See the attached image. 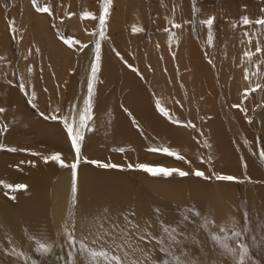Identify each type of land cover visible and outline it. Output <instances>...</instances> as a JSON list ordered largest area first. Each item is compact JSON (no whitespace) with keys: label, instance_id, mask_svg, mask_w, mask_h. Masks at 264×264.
Instances as JSON below:
<instances>
[{"label":"bare ground","instance_id":"obj_1","mask_svg":"<svg viewBox=\"0 0 264 264\" xmlns=\"http://www.w3.org/2000/svg\"><path fill=\"white\" fill-rule=\"evenodd\" d=\"M11 2V10L8 14L0 6V31L2 33L0 35V57L3 58L0 59V106L6 108V112L0 115V121L22 116L28 123L30 122L28 113L22 108V100L16 90L19 87H15L10 82L7 71H5L7 66L5 61L13 60L16 63L19 83L25 85V92L28 97H32L31 101H36L38 106L44 104L35 75V71L37 72L34 68L35 58L32 51H28L32 44L40 54L45 52L47 56L44 58L47 61L44 63L42 74L46 86L53 85L51 75L61 84L66 78H69L62 112L63 115H68L72 103H76L78 106L82 104V98L87 91L86 84L90 65L94 59L92 57L85 59L76 51L71 55L69 52L72 50L67 49V46L56 38L52 26H50L52 24L49 25L45 15H40L41 13L36 11L32 0H12ZM9 16L12 23L15 22L17 29V32L11 33V35L16 37L20 33L18 30L22 33V41L14 54L9 48L8 25L11 23L7 19ZM68 23L67 28L73 27V31L84 37L85 41L91 40L92 37L82 30L77 19ZM230 35L224 41L229 43L221 45L223 46L222 50L227 48L226 57L222 58L223 56L221 57L218 52L215 55L216 60L213 61L214 68H209L202 59L196 58L198 45L193 40L195 36L191 35L188 38L190 40L186 41L188 39H185V33L178 34L179 41L176 45L171 46V51L165 48L164 61L168 72L162 79L159 76L161 63L157 57L153 61H158L153 64L152 77L155 81H161L158 84L160 85L158 86V89L161 90L160 94L162 93L164 96L166 90L171 89L162 100L167 103L169 98L172 101L170 91L174 93L179 91L180 94L185 95L183 97L184 105L187 106V110L191 114V122L196 125L195 128L176 127L168 124L164 119H160L153 107L154 94L152 95L153 101L150 98L148 104L144 102L142 96H135L134 103L130 105V108L136 113V118L143 127L147 138L145 141L149 148L167 146L173 151H179L187 161L191 162L186 163L170 156L158 158L156 154L147 155L154 161V165L178 167L186 171L200 169L205 171L206 175H210L212 172L226 174L223 172V164L228 166V163H231L234 165L229 171L231 174L237 176L236 168H241L245 173L243 179L250 177L251 181L245 180L238 185L236 182H221L214 178L204 180L191 174L183 178L175 174L167 178L148 177V173H140L141 171L140 175L138 174V180L134 181L123 175L118 169H101L81 163L77 194L78 215L81 219H90L94 214L108 207L114 215L132 209L136 213L135 218L138 222L143 223L145 220H151L154 224L152 209L149 205V202L153 201L155 204L156 202L163 204L169 210L168 213H164L167 223L174 222L177 215L183 216L187 211L185 206H190L212 219L214 221L212 227L216 231V226H227L230 223V218H234L242 227L245 225L239 197L244 198L247 202L254 215L252 217L256 218V215L262 214L264 209V162H261L257 156L254 139L256 131L261 132L264 139V43L245 42L234 46L231 42L234 38L236 39V36L234 32H231ZM204 47H206V55L214 56L215 53L213 54L211 47L208 45ZM257 47H260L261 51L257 52ZM93 48L92 46L91 52ZM175 50L177 54L174 62L171 53L174 54ZM246 52H250L251 55L245 56ZM227 59L228 62H226ZM70 60L74 61V67L70 66V62H68ZM226 63L229 64L227 65L229 67H226ZM181 65L184 69L181 71L182 73L180 72L182 75H179L175 67ZM102 67L103 70L104 67L108 69L107 63L103 62ZM29 68L32 69L31 72L28 71ZM227 72L231 73L228 75ZM244 81L246 83H242ZM215 84H220L217 95L210 91V88L215 87ZM183 85L187 92L183 90ZM253 89L255 90L253 91ZM33 91L36 93L35 98L31 95ZM52 93L53 91L51 96ZM99 97H101V86L97 83L93 109L97 114L94 116L93 124L95 131L86 133L87 137L95 138L94 141H96V136L103 138L110 132H114L117 139L126 144L131 142L138 146V148L135 147L136 149L140 150V139L127 128L112 103L106 102L101 105L102 101ZM169 104L172 105V102ZM233 105H239V107L234 108ZM249 118L252 123L248 122ZM34 124L38 125L37 122ZM232 128H234L232 137L239 139L233 154L227 148L225 140L226 134L230 133ZM225 132L227 133L225 134ZM40 133L50 137L51 131L47 128L42 129ZM43 138L45 139V137ZM67 139L66 153L69 157L71 156L72 160L66 161V163H71L75 159V154L68 137ZM208 142L211 147L207 151L205 144ZM235 154L236 156H234ZM32 159L34 160V158ZM200 159L204 162H200ZM37 160L34 161L38 164L24 162L25 164L19 165L20 167L17 165L14 168L16 170L7 169L4 161H0V181L11 184L23 183L28 186L27 190L10 192L8 195L5 194L8 190L0 186V244L13 239L17 244L25 246L27 249L25 230L27 233L37 235L43 232L50 238L53 236V227H55L53 222L60 223L63 227L71 199V169L64 168L60 170V173H57L55 171L58 170L59 165L55 162L40 164ZM7 171L11 173H7ZM137 182L141 183V186ZM10 195H14L16 199H10ZM189 213L193 214L190 211ZM201 218V216H194L197 223ZM152 231L156 234L158 230L153 228ZM77 235H79V226ZM196 237L200 241L199 245H189V247L192 248L197 258L202 259L203 264H215L219 252L216 245L210 240L208 233L199 231L196 233ZM253 237L255 238V233H245V242L250 245L251 262L252 264H264V248L257 242L258 239L255 240ZM145 246L151 247L147 244ZM159 254V251L155 252L157 259L162 258ZM62 261L65 263L61 262L60 264H67L66 258H63Z\"/></svg>","mask_w":264,"mask_h":264},{"label":"rangeland","instance_id":"obj_2","mask_svg":"<svg viewBox=\"0 0 264 264\" xmlns=\"http://www.w3.org/2000/svg\"><path fill=\"white\" fill-rule=\"evenodd\" d=\"M11 1L12 0H1L0 6L2 9H5L7 14L11 10ZM40 3L43 6L51 8V16H49L46 12H40V15H45V18L49 25L52 24L50 26H52L53 28L54 35L58 40H60V42H62V44L67 46V49L72 50V52H69L71 55L74 51H76L85 59L88 57H92L94 59L95 49L93 48L92 52L89 51V49H91L92 46L94 47L97 40H100L102 44V64L103 62H106L108 66V69L107 67H104V70L102 67L100 73L98 74L100 81L98 83L101 86V97H99V99L102 101L101 105H104V103L106 102L112 103L117 113H119V115L124 120L127 128L132 132L134 136L140 139L141 149H136L138 148V146H135L131 142H128L127 144L123 143L120 139H117V136L114 135V132H110L106 137L103 138H100V136H96V141H94L95 138L91 139L86 135L82 148V155L86 156L89 159H98L105 162H109L110 160V162L112 163L123 164L125 165V170L118 171L126 177H130L134 181L138 180L140 171L128 170L126 167L128 163H147L154 165V161H152L151 158H149L147 155L156 154V157L158 158L166 156L164 154L148 150L149 146L145 141L147 140V138L145 137L143 127L141 126L139 120L136 118V113L132 108H130V105L134 103L135 96H142L144 98V102L148 104L150 98L152 99V95L154 94L155 100L153 103V107L160 119H164L168 124L174 125L176 127H190L188 125L189 122H191V114H189L187 106L184 105L183 97H185V95L183 96V94H180L179 91L175 93L173 91H170V97L172 101L168 98V101L166 103L162 99L164 96L166 97L167 92L171 89L166 90L163 96L162 93L160 94L161 90L158 89V86H160L158 84H160L161 81H155L152 77V70L154 68L153 64L158 63V61H160L161 63V68H159V76H161L162 79L163 76L167 75L168 71H166V65L164 61V55L166 53L165 48H168V50L171 51V46L176 45V43L179 41L178 34L185 33V39L190 38L191 35L192 37L195 36L193 37V40L198 45V54L196 55V58H199V60L202 59L204 61L203 63H205L209 68H214L213 61L216 60L215 55L218 52H220L218 54L221 57L223 56L222 58L226 57L225 51L227 50V48L226 50H222L223 46L221 45L229 43L228 41H226V43L224 41L231 36V32H234L236 36V39L234 38V40L231 42L234 44V46H238L235 45L238 43L242 44L241 41H243V43L247 42L250 44L264 43V26L255 24L244 26L240 23V18L244 15L249 16V18L252 20L260 18L262 15H264V13H262L261 11L262 9H264V0H196L195 7L197 11L195 12L193 11V0H113L110 16L107 18L106 22V34L104 38H101L99 36L98 19H82L80 15L82 11H91L98 17L100 14H102V0H40ZM212 16L215 17L214 35L213 43L209 44L207 27L206 25H202L201 21ZM7 19L12 23V19L10 18V16ZM73 19H77L78 23H80L82 27V30L87 32L86 34L92 37L91 40L85 41L84 37H81L73 31V27L67 28L69 24L68 22H72ZM176 23L181 24V27L178 29L174 28L173 24ZM233 23H235V27H232ZM133 28L139 29V31L134 32ZM166 29L167 31H165ZM18 31L20 33L15 37V39H12L11 36H13V34L11 35V33H9L10 31L8 32V34L10 35L8 36L10 42L9 48L11 50V53L13 54L16 52L17 46L22 41V33L20 30ZM245 32H247L248 35H245ZM0 35H2L1 31ZM65 39H70L72 41L71 46L64 42ZM189 40L190 39L186 41ZM91 43L94 45H92ZM83 44H88V48L84 49L83 51H79L81 45ZM206 45L211 47V51L213 52V54L215 53L214 56L208 54L206 55L207 51L205 50L206 47H204ZM28 51H32V54L35 58L34 68L35 70H37V72L35 71V75L38 80L37 85H39V89L41 91L40 93H42L40 95L41 99H43L44 101V104L42 106H38V103L36 101H33L32 103L36 105V107H33L32 104L29 103L32 97H28L25 89L24 91L20 90V81L16 72V63L13 60L10 62L5 61V63L7 64L5 71H7L10 82L15 87H19L16 90L21 97L23 104L22 108L28 113V117L30 118L31 122L28 123V121L22 116L10 117L7 118L6 121H0V124L9 123L8 131L0 134V143L6 145V147L25 149V151L17 152L0 150V161H4L3 163H5L7 169L13 170H16L14 168H16L17 165V167H20L19 165L25 164L24 162H27L28 164H38V162L36 163V161L34 160L40 158L42 160L40 159L41 161H37L42 164L44 163L43 157L51 155L54 152L62 153V158L65 160V162L72 160L70 158L71 156L69 157V155H67L66 153L68 139L65 134V129L62 125V122L45 119V117L41 116L40 114L41 112H43L45 113V115H49L56 107H59L61 109L62 114L64 110L63 101L65 100L64 97L66 96L65 92L66 87L68 86L67 84L69 82V78H66L61 84L59 83V81L55 80L54 76L51 75V81L53 82V85L46 86L42 77L44 71V63L45 61H47L44 60L45 57L47 58L45 52L40 54L36 47H34V44L31 45V49H28ZM117 52L120 53L119 56L116 55ZM89 53L91 54L90 56ZM176 54V50L174 51V54L171 53L172 60H174V62L176 59ZM121 57H123V59H121ZM155 57L159 59L157 62H153L155 60ZM69 58L71 59V57ZM228 59L226 60V62L230 60ZM68 62H70V66L74 67V61L70 60ZM190 62L187 63L190 64ZM128 65H131L132 68H135L138 71H133L132 68H130ZM227 65H229L228 63H226V67H229ZM175 68L177 73L179 75H182L181 71L184 69L182 65ZM178 68L180 69L177 70ZM73 70L71 71L72 73ZM230 73L231 72H227L226 74L229 75ZM217 78L219 77L217 76ZM242 83L246 82L244 81ZM219 85L220 84H215V87H213L214 89L210 88V91H213L215 93H213L214 95H217L219 93ZM45 89H47V91H45ZM183 90L187 92V89L184 87V85ZM52 91L53 93L51 96ZM157 100L161 102V106L165 107L166 110L170 112L173 119H179L181 123L173 124L169 119L164 117L156 109L155 104ZM170 102H172V105L169 104ZM125 109H127V111H125ZM96 115L97 114L94 113V116ZM36 122L38 123L37 126L34 124ZM47 128L51 131L50 137H48L46 134L48 138L40 133L42 129ZM222 129L226 130L225 128ZM232 129L228 134H226L227 132H225V140L227 142V148H229L232 151L231 153L233 154V152L235 151L236 142H239V139H235V137H232L234 128ZM43 137H45V139ZM254 142L258 156V153L264 150V139L261 135V132H255ZM207 144H209V142ZM116 147H125L130 150L124 153L115 152L112 149ZM209 148L210 147H206L207 151ZM32 153H38L40 156L32 155ZM38 156L39 158L35 159ZM234 156H236V154ZM32 158H34V160ZM22 161L23 163H21ZM199 161L204 162L202 159H200ZM223 166V172H225L226 174H231L229 171H231L234 165L228 163V166L226 164H223ZM239 167L241 166L239 165ZM63 169L64 168H61L59 166L58 170L56 169L57 171L55 172L60 173V170ZM142 172L143 171H141L140 173ZM235 172L237 177L241 179L244 178L245 173L241 168H236ZM7 173L11 172L7 171ZM147 176L149 177L150 175L147 174ZM236 183L240 185V183ZM140 184L141 183H139V185ZM235 189L238 190L239 188ZM152 202L153 201L149 202L150 208L152 209V214L153 209L159 208L161 210V213L163 214V218L166 219L167 217L166 215H164V213H168L169 210L161 203L156 202L155 204V202ZM239 203L241 204L240 206L243 210L242 216L244 217V223H247L250 229L249 232H251L252 234L255 233V238L253 237V239H258L257 242L264 248V209L262 214H259V216L256 215L257 217L254 218L252 217L254 216L252 210L247 205V202L244 200V198L242 199V197H239ZM245 214H247V220L245 219ZM188 216L190 217L189 227H191L193 223L197 222L195 221L193 214L189 213ZM179 217L181 216L177 215V217H175V221ZM53 223L55 224V227H53V236L50 238L56 241V247L54 248L53 252L47 256H39L38 254L34 256V258L37 259V264H60L61 262L65 263V261L62 260L63 258H66L67 248L63 246V236L58 235V233L62 230V225L60 223L56 224V222ZM246 234H248V232ZM7 247L8 241L4 242V244H0V250H6ZM159 255H161L162 258H167L165 257V254L161 252ZM252 257L255 259L254 256ZM0 260L2 261H0V264H14L13 258L4 254V251H0Z\"/></svg>","mask_w":264,"mask_h":264},{"label":"snow or ice","instance_id":"obj_3","mask_svg":"<svg viewBox=\"0 0 264 264\" xmlns=\"http://www.w3.org/2000/svg\"><path fill=\"white\" fill-rule=\"evenodd\" d=\"M113 0H102V14L98 17L91 11H82L81 18H90L92 20L98 19L99 36L105 37L106 34V22L110 16L111 5ZM32 4L37 12H46L49 16L52 15L50 7L43 6L40 0H32ZM196 0H193V11H197ZM264 13V9L261 10ZM214 21L215 17H209L201 21L202 25H206L208 30V43H213L214 35ZM240 23L244 26L248 25H260L264 26V15L260 18L252 20L249 16L244 15L240 18ZM235 23L232 27H235ZM174 28H180L181 24H173ZM10 33H16L15 22L8 25ZM133 31H139V29L133 28ZM167 31V29L165 30ZM245 35H248L245 32ZM15 39L13 35L11 37ZM64 42L71 46L72 41L65 39ZM78 43V41H77ZM243 43V41H241ZM88 48V44L81 45L79 51H83ZM94 60L90 65V71L87 77L86 95L82 98V104L77 105L72 103L71 111L68 115L61 114V109L56 107L49 115L41 112V116L45 119H51L53 121H61L66 131L67 137L71 142V148L74 150L75 159L69 164L62 158V153L54 152L51 155L43 157L45 163L55 162L62 168L71 169V199L69 208L67 211L66 219L63 223L62 230L58 235L63 236V246L67 248L66 259L67 264H203L202 259L197 258L196 254L192 251L189 245L198 246L200 241L196 237V233L199 231H205L208 233L210 240L216 245L219 255L215 261V264H252L250 255V245L245 242V233L250 229L247 223L242 227L239 222L234 218H230V223L227 226H216L217 230H213L214 221L206 215H202L196 211L194 207L185 206L187 211L184 215L179 217L172 223H167L163 218V214L159 208L153 209V219L145 220L143 223L138 222L135 218L136 213L134 210L129 209L122 213L113 214L108 207L103 208L100 212L94 214L90 219H81L78 215V176L81 163L90 164L101 169H118L125 170V165L112 162H105L98 159H89L82 155V148L86 138V133L95 131L94 124V98L96 96V86L99 81L98 74L101 71L102 65V44L100 40H97L94 45ZM91 51V49H89ZM256 51H261L260 47L256 48ZM120 55L119 52L116 53ZM250 52H246L245 56H250ZM0 59H3L0 57ZM27 59V57H25ZM123 59V57H121ZM132 68L131 65H128ZM133 71H138L132 68ZM32 71L31 68L28 69ZM247 79V76H245ZM20 90L24 91L25 85L21 83L19 85ZM257 87H260L257 85ZM255 89H253L254 91ZM47 91V89H45ZM33 98L36 97L35 91L31 93ZM33 107H36L32 101H29ZM156 109L173 124H179V119H173L172 115L165 107L161 106L159 100L156 101ZM234 108H238L239 105H233ZM127 111V109H125ZM6 112V108L0 106V115ZM249 123L252 120L248 119ZM195 128L196 125L189 122V125ZM9 123L0 124V134L8 131ZM207 147H211L206 143ZM0 150H7L10 152L25 151V149H18L16 147H6V145L0 143ZM115 152L124 153L130 149L125 147H116L112 149ZM149 151L164 154L166 156L174 157L176 160L187 161L184 155H181L179 151H173L167 146H157L149 148ZM32 155H39L38 153H32ZM259 160L264 162V150L258 153ZM23 163V161L21 162ZM128 170H139L148 173L153 177H171L174 174L183 178L190 174L202 178L204 180L215 179L221 182H238L243 183L245 180L251 181L250 177L241 179L231 174H217L212 172L210 175H206L205 171L200 169H193L191 171L182 170L178 167H165L163 165H152L147 163H128ZM0 186L7 189L8 195L10 192H16L20 190H27L28 186L23 183L11 184L0 181ZM10 199L15 200L14 195L9 196ZM192 212L194 216H201V220L198 223H193L189 227L190 217L188 212ZM247 220V214H245ZM79 226V235H77ZM157 229V233L154 234L152 229ZM25 246L17 244L15 240H8V247L4 251V254L13 258L14 264H37V259L34 258L37 254L39 256H47L51 254L56 247V241L49 238L43 232L39 235L35 233H27L25 230ZM7 238V237H5ZM151 247H146L145 245ZM159 251L165 254L167 258L157 259L155 252Z\"/></svg>","mask_w":264,"mask_h":264}]
</instances>
